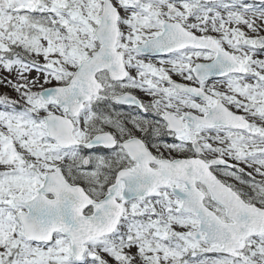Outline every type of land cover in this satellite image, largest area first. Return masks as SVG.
<instances>
[{
  "label": "snow or ice",
  "instance_id": "snow-or-ice-1",
  "mask_svg": "<svg viewBox=\"0 0 264 264\" xmlns=\"http://www.w3.org/2000/svg\"><path fill=\"white\" fill-rule=\"evenodd\" d=\"M0 264H264V0H0Z\"/></svg>",
  "mask_w": 264,
  "mask_h": 264
},
{
  "label": "rangeland",
  "instance_id": "rangeland-1",
  "mask_svg": "<svg viewBox=\"0 0 264 264\" xmlns=\"http://www.w3.org/2000/svg\"><path fill=\"white\" fill-rule=\"evenodd\" d=\"M9 94H11V93H9Z\"/></svg>",
  "mask_w": 264,
  "mask_h": 264
}]
</instances>
